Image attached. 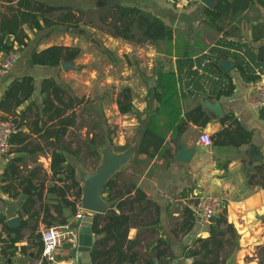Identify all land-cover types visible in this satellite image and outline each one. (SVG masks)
<instances>
[{
    "label": "crops",
    "instance_id": "1",
    "mask_svg": "<svg viewBox=\"0 0 264 264\" xmlns=\"http://www.w3.org/2000/svg\"><path fill=\"white\" fill-rule=\"evenodd\" d=\"M7 1L9 0L3 1L0 16L8 17V7L14 8L18 2V0ZM30 1L69 9L74 19L71 24L45 27L40 30H35L27 24L21 25L28 45L19 50L16 44H13V47L17 48L18 59L12 68L0 75V102L13 81L27 76L31 77L33 82L30 98L19 106H11L9 111L0 108L3 116H13L17 121H21V133L24 137L23 142L11 143L10 153L0 157V216L5 217V220L15 216L21 221L26 218L19 210L21 211L20 203L28 189L23 188L20 191V186L17 184L19 180L23 179L33 167L42 166V170L49 174V148L43 136L46 116L41 113L40 84L43 79L52 78L57 84L65 87L64 81L61 83V80L65 78L63 75L66 66L71 65V62L60 61L59 65L53 68L30 66L27 61L34 49L40 51L51 45H62L78 47L80 54L83 55L103 53L110 61L109 69L118 73L113 76L115 81L123 83L119 87H128L131 90L135 87L141 88V92L146 96L147 89L156 83V71L166 72L170 68L174 70L175 41L179 45L178 52L187 51L193 59L207 55L209 48L216 47L219 49L218 52L215 51L216 54L237 53L247 62H250L252 53H256V49L264 45V36L259 40L252 39V26L256 23H264V8L257 3L238 14L232 22L224 23L223 30L227 34L218 45L216 43L221 39L222 31L215 30L209 24L204 9L211 7L204 5L200 0L182 8H177L165 0ZM211 2L213 5L214 0ZM116 5L139 8L169 26L172 29L171 56L165 55V45L162 42L152 43L147 40L136 42L109 34L107 25H110L111 21L106 14ZM136 38L139 39V36L137 35ZM247 50L249 57L245 55ZM2 53L0 51V55ZM76 59L73 62H80ZM217 64L222 71L229 72L232 77L234 89L231 95L219 99L199 96L195 100L188 97L180 100V117L185 110L200 104L209 118L208 123L200 126L187 122L185 130L180 133L173 131L176 122L171 124L165 137L167 150H160L159 154L150 158L148 164L130 163L132 168H142L137 179L130 178L124 171L116 179L120 188L123 184L128 186L130 182L135 183V187H140L159 208L158 223L152 224L155 211L153 206H149L145 214L144 211L138 216L137 226H132L128 230L127 239L130 242L136 241V244L127 245L125 252L136 254L135 264H161L163 259L169 264H190L199 258V256L185 258L181 253L185 246L191 249L197 247V243L192 244L194 239L208 236L207 225L195 222L190 232L173 233L182 221V209L192 195L225 197L226 221L237 235V244L230 250L226 260L232 257V264H264V253H260L264 250V109L254 110L247 106L245 95L249 83L238 74L230 56L219 59ZM250 64L252 65V61ZM116 65L117 68L114 70ZM252 66L256 72H260V69L264 70L261 62ZM194 69H197L199 75L208 74L214 78L209 71L202 70V64L200 66L194 64L192 70ZM73 95L77 96L75 93ZM148 104L151 108V99H143L141 108ZM224 116H230L231 120L221 122L220 119ZM223 128L229 129L236 141L243 138V135H237L236 128L244 129L250 135L239 146L214 145L216 133ZM202 134L210 137V145L199 141L198 138ZM178 144H181L182 150L187 153L184 161L176 158V153L180 149ZM144 158H147L144 154L138 155V159ZM124 164L115 172L123 169ZM10 165L19 170L15 175L16 178L10 177ZM97 166L86 173L92 174ZM75 175L82 188L84 183L81 175L78 171ZM8 184H12L9 193L3 188ZM12 192L21 193L13 197ZM100 198L104 212L111 210L116 214L119 211L127 213L128 204L117 208L115 200L105 202L102 194ZM36 207L35 209H38ZM138 212L137 208L133 209V213ZM71 219L72 216L68 222ZM41 225L38 224L34 234H31L28 228L21 230L22 239L16 243L13 257H7L6 254L9 264H36L40 254L39 252L37 255L40 237L37 238L36 234L42 229ZM97 238L99 237L96 236ZM161 251L165 254L157 257L156 253ZM66 252L74 261L73 253L65 248L64 255ZM123 264L133 263L126 261Z\"/></svg>",
    "mask_w": 264,
    "mask_h": 264
},
{
    "label": "trees",
    "instance_id": "2",
    "mask_svg": "<svg viewBox=\"0 0 264 264\" xmlns=\"http://www.w3.org/2000/svg\"><path fill=\"white\" fill-rule=\"evenodd\" d=\"M7 2H11V0ZM254 3L264 8V0H214V6L211 9H204L209 24L215 30L222 31L221 39L216 44L219 45L227 34L223 30L224 23L226 21L232 22L238 14L251 8ZM7 11L9 13L8 17L5 15L0 16V51L2 52L11 49L14 43L19 50L28 45L26 35L21 29L23 24H27L35 30H40L45 27L71 24L74 19L69 9L51 7L30 0H18L16 6L14 8L8 7ZM106 15L111 21L110 25L107 26L109 28L108 33L112 36H119L136 42L141 40L152 43L162 42L165 45V55L171 56L172 29L160 19L152 17L139 8L121 5L114 6V9ZM103 24H105L104 21ZM137 35L139 39L136 38ZM263 36L264 23L253 25L252 39L259 40ZM178 46L175 41L174 70L170 68L166 72L156 71V83L148 88L146 95V98H150L152 101L153 114L157 117H164L168 122L159 125L154 122L153 118L144 121L143 126L136 133V155L144 154L150 159L159 154L160 150H167L166 134L162 132V128H170L171 124L175 122L173 129L175 133L184 131L187 122L200 126L208 123L209 118L200 104L185 110L180 117V100L183 97L195 100L199 96H205L207 99H219L231 95L234 89L232 77L229 72H224L219 67L217 64L219 59L230 56L236 71L247 83H251L258 78L257 72L259 71L256 72L252 65L261 62L264 68V45L259 46L256 53H252L251 56L248 50L245 52V55L250 56L252 65L237 53L224 52L216 54L215 51H219L216 47L209 48L207 55H200L193 59L187 51L179 53ZM79 55L80 49L78 47L51 45L40 51L34 49L27 62L30 66L53 68L57 67L60 61L73 62ZM194 64L197 66L202 64V70L209 71L215 79L208 74L199 75L197 69L192 70ZM260 72H264V70L260 69ZM121 88L117 93L115 105L120 114H128L133 110L132 90L128 87ZM32 90L31 77L23 76L13 81L3 95L0 108L9 111L8 109L11 106H19L24 100L30 98ZM40 93L42 95L41 113L46 116L43 123V125H46L43 136L49 148V174L44 172L40 176L42 166L33 167L17 183L20 188L28 189L20 203L21 211L19 210V212H22L21 215L26 216V218L21 221L18 228L12 229L4 223L5 217L0 216L1 228L6 236L3 239L4 245L0 264H9L7 257H13L16 243L22 239V229L28 228L31 234H34L39 223L44 227L66 223L75 214L76 203L81 199V186L75 175L76 163L69 160V157L77 158L79 149L72 145V141L68 139V134L78 118L76 109L83 104L85 106L86 100L73 95L68 87H62L52 78L42 80ZM147 107L150 108V105L148 104ZM230 120V116H224L220 119L221 122ZM18 125L20 131L13 134L9 139L12 144L24 140L21 133V121H18ZM93 128L102 127L96 121L93 122ZM235 132L237 135H243V138L236 141L232 132L227 128H223L216 133L213 144L239 146L250 135L249 132L241 128L240 130L236 128ZM95 156L98 157V152L95 153ZM97 164L94 166H97ZM9 170L10 177L16 178L15 175L19 172L17 167L10 165ZM122 174L123 170L121 169L108 178L102 187L101 194L105 202L115 200L117 208L128 204L127 213L119 211L116 214L114 211L107 210L104 213L93 214L91 230L99 238L96 239L90 250L91 264H123L126 261L135 264L136 254L125 252L127 245L136 244V241L130 242L127 239L129 228L137 226L138 216L144 211L145 214L149 206H153L155 211V219L152 224L159 222L158 205L149 199L140 187H135L133 182H130L128 186L123 184L122 188L118 186L116 179ZM17 178H20V176H17ZM11 185H5L3 188L9 193ZM20 193L12 192L11 196H17ZM36 206L38 209H35ZM135 208L139 210L138 213H133ZM182 213L183 219L173 230V233H188L197 222L196 217L187 207H183ZM207 232V237L193 240L192 244L197 243L196 248L191 249L188 246L183 248L181 253L183 257L199 256L197 260H193L190 264H224L230 250L237 244V235L232 226L227 223L225 211L216 217L213 222L207 224ZM36 236L37 238L40 237L38 232ZM40 251L41 243H39L37 255ZM6 254H8L7 257ZM164 254L165 252L161 251L156 253V256L161 257ZM41 264L47 263L42 261ZM161 264L169 263L163 259Z\"/></svg>",
    "mask_w": 264,
    "mask_h": 264
},
{
    "label": "rangeland",
    "instance_id": "3",
    "mask_svg": "<svg viewBox=\"0 0 264 264\" xmlns=\"http://www.w3.org/2000/svg\"><path fill=\"white\" fill-rule=\"evenodd\" d=\"M95 53L96 55L80 54L76 59V61L79 59L80 62H71L69 67L66 66L65 75H63L65 78L61 80V83L64 81L63 84L71 92L86 100L85 106L83 104L76 109L78 118L68 134L72 145L79 149L77 158L69 157V160L76 163V171L81 174L84 171H92L96 163H101L107 157L111 160V157L120 156L124 158L125 164L122 166L124 173L130 178L137 179L142 168H132L130 163L148 164L150 160L149 158L140 160L135 154L138 129L149 118H153L154 122L159 125L168 121L164 117L154 115L152 106L149 108L145 105L144 108H141V103L146 96L141 92V88L136 87L132 89V112L120 114L117 111L115 100L118 91L122 89L119 86L123 83L115 81L113 76L118 73L109 69L108 57L103 53ZM116 68L117 65L114 70ZM165 107L167 108V106ZM96 121L102 128H93V122ZM167 129V127L162 128V132L166 135ZM96 152H98L97 158ZM43 173L44 171L41 169L40 176ZM22 189L23 187L20 188V191ZM260 253H264V250H261Z\"/></svg>",
    "mask_w": 264,
    "mask_h": 264
},
{
    "label": "built area",
    "instance_id": "4",
    "mask_svg": "<svg viewBox=\"0 0 264 264\" xmlns=\"http://www.w3.org/2000/svg\"><path fill=\"white\" fill-rule=\"evenodd\" d=\"M169 4L182 8L196 0H165ZM4 5L3 0H0V10ZM17 48L4 51L0 55V75L4 74L14 66L18 59ZM258 78L249 83L245 102L247 106L254 110L264 109V73L257 72ZM20 131L18 121L13 116H3L0 113V157L8 155L11 150L9 141L13 134ZM199 141L205 145L211 144V139L207 134L199 136ZM196 217L198 224L207 225L209 219L218 217L225 210L224 196H195L192 195L189 201L185 204ZM93 212L82 207L81 199L76 203V212L72 216L71 221L64 224H55L48 227L42 226L38 230L40 235L41 251L36 261V264H41L42 261L47 264H74V261L69 258V253L64 255L65 248L74 252L77 247V231L80 220L92 214ZM5 233L2 231L0 223V259L2 258L3 239Z\"/></svg>",
    "mask_w": 264,
    "mask_h": 264
},
{
    "label": "water",
    "instance_id": "5",
    "mask_svg": "<svg viewBox=\"0 0 264 264\" xmlns=\"http://www.w3.org/2000/svg\"><path fill=\"white\" fill-rule=\"evenodd\" d=\"M204 5L213 7L211 0H200ZM137 145V142H136ZM180 148L176 153V158L179 160H185L187 153L182 150L181 144H178ZM136 149V146H135ZM105 158L92 174H88L85 171L81 173L83 180V187L81 188V205L83 208L92 211L93 213L83 217L79 222L77 231V247L73 252L74 264H91L90 262V250L96 241V236L92 233L91 224L93 221L94 213L104 212L102 206L101 190L105 181L115 173V170L124 164L122 157L116 156ZM27 192V191H26ZM214 217L209 219V222L214 221ZM4 223L12 229L18 228L21 224V220L18 216L8 218ZM233 258L229 257L224 264H232Z\"/></svg>",
    "mask_w": 264,
    "mask_h": 264
}]
</instances>
